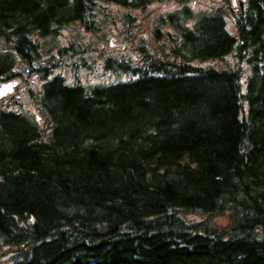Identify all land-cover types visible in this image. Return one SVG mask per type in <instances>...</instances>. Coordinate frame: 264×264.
<instances>
[{
  "label": "trees",
  "instance_id": "trees-1",
  "mask_svg": "<svg viewBox=\"0 0 264 264\" xmlns=\"http://www.w3.org/2000/svg\"><path fill=\"white\" fill-rule=\"evenodd\" d=\"M15 80L0 264H264V0H0Z\"/></svg>",
  "mask_w": 264,
  "mask_h": 264
},
{
  "label": "rangeland",
  "instance_id": "rangeland-1",
  "mask_svg": "<svg viewBox=\"0 0 264 264\" xmlns=\"http://www.w3.org/2000/svg\"><path fill=\"white\" fill-rule=\"evenodd\" d=\"M15 90H18L19 94L25 98L23 94L22 85L19 80L12 81L7 84H0V97L6 96L8 94L14 93ZM30 108V106H28ZM32 111L33 109L30 108Z\"/></svg>",
  "mask_w": 264,
  "mask_h": 264
}]
</instances>
